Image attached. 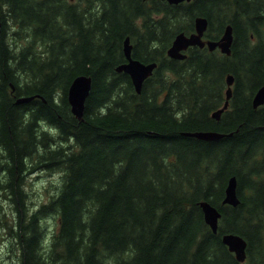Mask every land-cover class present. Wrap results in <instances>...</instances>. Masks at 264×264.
Masks as SVG:
<instances>
[{
	"label": "trees",
	"instance_id": "trees-1",
	"mask_svg": "<svg viewBox=\"0 0 264 264\" xmlns=\"http://www.w3.org/2000/svg\"><path fill=\"white\" fill-rule=\"evenodd\" d=\"M198 15L211 39L232 23L231 55L167 54ZM126 36L133 57L158 63L140 92L116 69ZM228 73L237 83L216 119ZM79 74L92 79L81 118L68 100ZM262 84L264 0H0V188L19 209L20 264H264V105L252 102ZM39 167L61 178L28 211L25 177ZM232 175L237 205L223 202ZM202 200L222 213L217 232ZM48 215L58 227L46 242ZM230 231L247 240L243 262L222 240Z\"/></svg>",
	"mask_w": 264,
	"mask_h": 264
},
{
	"label": "water",
	"instance_id": "water-1",
	"mask_svg": "<svg viewBox=\"0 0 264 264\" xmlns=\"http://www.w3.org/2000/svg\"><path fill=\"white\" fill-rule=\"evenodd\" d=\"M171 3H177L182 0H167ZM208 25L207 17H197L196 18V31L190 34H186L184 31L179 32L170 47L168 48V55L172 58H184L186 53L182 50L186 49L189 45H201L204 46L206 43L211 49H214L217 45L222 47L223 51L230 52V45L232 43L233 34L232 26L227 25L225 28V33L219 40H206L202 39L204 31ZM132 47L130 36H126L124 40L123 50L127 58L126 61L117 65L116 69L118 71H124L128 73L132 79V82L138 92L141 91L144 80L153 72V69L156 67L157 62H143L138 58L132 56ZM227 84L230 85L227 88V98L224 106L218 108L213 112V116L220 118L221 113L228 106L229 98L232 95L231 84L234 80V75L230 74L227 77ZM91 76L86 74H79L74 77L72 80L69 89H68V100L71 104L72 112L78 117L81 118L84 111L85 100L89 94L91 88ZM34 96H20L17 98V102L29 101ZM264 102V85L261 86L254 95L253 103L255 106ZM188 134L197 136L203 139H217L220 138L226 133L218 132L214 130H200V131H189ZM240 201V198L237 194V178L235 175L231 176L228 180L226 187V196L224 202L237 205ZM202 209L204 211L205 219L212 229L216 232L218 229V219L221 215L220 210L209 203L208 201L201 202ZM223 242L229 247V249L235 253L236 258L240 261H244L247 256V240L240 234L229 232L222 235Z\"/></svg>",
	"mask_w": 264,
	"mask_h": 264
},
{
	"label": "rangeland",
	"instance_id": "rangeland-1",
	"mask_svg": "<svg viewBox=\"0 0 264 264\" xmlns=\"http://www.w3.org/2000/svg\"><path fill=\"white\" fill-rule=\"evenodd\" d=\"M211 67L215 68L214 66ZM48 129L52 130L50 127ZM214 150L213 152H217L218 147H215ZM0 160H3L0 165L6 167L5 163L7 161L4 157H1V148ZM0 176H4L3 171L0 172ZM60 178L61 172L58 168L48 170L45 167H39L26 175V190L29 193L26 204L28 211L35 210L40 204L46 202L52 193L56 192ZM1 179V183H5L4 177ZM16 204L10 199L5 198L0 188V264H20L19 249L13 235L14 228H17L15 225L19 214ZM41 220L44 226L45 238L47 239L46 242H49V239L58 227V221L52 215H48Z\"/></svg>",
	"mask_w": 264,
	"mask_h": 264
},
{
	"label": "flooded vegetation",
	"instance_id": "flooded-vegetation-1",
	"mask_svg": "<svg viewBox=\"0 0 264 264\" xmlns=\"http://www.w3.org/2000/svg\"><path fill=\"white\" fill-rule=\"evenodd\" d=\"M197 17H200V15H198V16H196V18ZM189 48H190V46L189 47H187L186 49H183L182 51L184 52V53H186V54H188V50H189ZM232 52H233V50H231V52H230V54L229 55H231L232 54ZM228 55V56H229ZM231 73H228L227 75H226V79H227V77L230 75ZM233 74V73H232ZM234 75V74H233ZM235 76V75H234ZM236 83H237V81H236V78L233 80V84L232 85H236ZM262 85H264V84H262Z\"/></svg>",
	"mask_w": 264,
	"mask_h": 264
}]
</instances>
